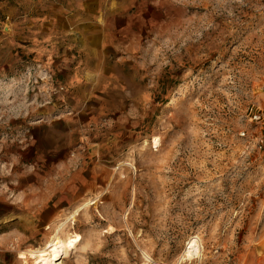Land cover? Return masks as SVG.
<instances>
[{"label": "rangeland", "instance_id": "1", "mask_svg": "<svg viewBox=\"0 0 264 264\" xmlns=\"http://www.w3.org/2000/svg\"><path fill=\"white\" fill-rule=\"evenodd\" d=\"M98 1V94L0 44V264H264V0Z\"/></svg>", "mask_w": 264, "mask_h": 264}, {"label": "crops", "instance_id": "2", "mask_svg": "<svg viewBox=\"0 0 264 264\" xmlns=\"http://www.w3.org/2000/svg\"><path fill=\"white\" fill-rule=\"evenodd\" d=\"M100 6L98 0L94 7L92 0H0L1 48L10 57L16 45L42 49L48 57L62 52L58 62L65 66L66 80L75 83L79 92L98 94L102 82L115 79L114 68L101 62L100 49L112 48L120 30L106 19L98 23V13L93 12H101ZM110 13L114 17L120 12ZM122 29L129 30V24Z\"/></svg>", "mask_w": 264, "mask_h": 264}, {"label": "bare ground", "instance_id": "3", "mask_svg": "<svg viewBox=\"0 0 264 264\" xmlns=\"http://www.w3.org/2000/svg\"><path fill=\"white\" fill-rule=\"evenodd\" d=\"M154 143H156V139L154 138ZM87 204V203H86ZM80 210L79 208L75 211V213ZM62 226L58 228L57 232L54 236H52L51 240L46 243L44 247L40 249L30 250L28 255L32 257L37 264H56V261L62 257V254H66L67 248L69 247V242L62 235ZM197 237H191L187 242V254L193 255L197 254L198 251L195 247V243ZM19 257H25V255L20 254Z\"/></svg>", "mask_w": 264, "mask_h": 264}, {"label": "built area", "instance_id": "4", "mask_svg": "<svg viewBox=\"0 0 264 264\" xmlns=\"http://www.w3.org/2000/svg\"><path fill=\"white\" fill-rule=\"evenodd\" d=\"M255 118H258V117H255Z\"/></svg>", "mask_w": 264, "mask_h": 264}]
</instances>
